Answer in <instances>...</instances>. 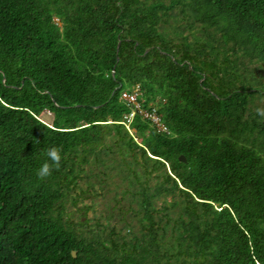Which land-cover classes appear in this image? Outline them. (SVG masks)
<instances>
[{
	"label": "trees",
	"instance_id": "obj_1",
	"mask_svg": "<svg viewBox=\"0 0 264 264\" xmlns=\"http://www.w3.org/2000/svg\"><path fill=\"white\" fill-rule=\"evenodd\" d=\"M257 107L264 0H0V264H264ZM91 177L123 228L68 211Z\"/></svg>",
	"mask_w": 264,
	"mask_h": 264
},
{
	"label": "rangeland",
	"instance_id": "obj_2",
	"mask_svg": "<svg viewBox=\"0 0 264 264\" xmlns=\"http://www.w3.org/2000/svg\"><path fill=\"white\" fill-rule=\"evenodd\" d=\"M44 118L49 122L52 120L50 114H47ZM102 179H105L104 175H102ZM118 182V178H113L110 180L106 179L105 182L99 184V181L96 178H85L81 183V187L89 190V183H92V189L80 199L78 206H74V204L70 202L68 204V211L72 213L76 220H79L81 216L86 215V218H83L82 220L86 221L89 219L91 220L92 225L96 224L97 219L105 225L108 224L107 220L111 219L110 222L113 226H118L119 229L123 228L124 224H119L121 221L119 216L121 212L117 209V207H121L123 203L119 204L116 202L117 193H121V189L117 190L116 188ZM78 194H80V191L77 190L73 195L77 197ZM121 199L122 196H118V200L120 201Z\"/></svg>",
	"mask_w": 264,
	"mask_h": 264
},
{
	"label": "clouds",
	"instance_id": "obj_3",
	"mask_svg": "<svg viewBox=\"0 0 264 264\" xmlns=\"http://www.w3.org/2000/svg\"><path fill=\"white\" fill-rule=\"evenodd\" d=\"M256 114L260 117H264V107H257ZM45 154L47 156V160L41 165L36 173L38 178L42 180L51 175L53 166L59 168L62 159L61 149L57 147L48 148L45 151ZM48 161H51V163H49Z\"/></svg>",
	"mask_w": 264,
	"mask_h": 264
},
{
	"label": "built area",
	"instance_id": "obj_4",
	"mask_svg": "<svg viewBox=\"0 0 264 264\" xmlns=\"http://www.w3.org/2000/svg\"><path fill=\"white\" fill-rule=\"evenodd\" d=\"M123 97L126 100H128L130 103L135 104L137 109H139V110L141 109V105L138 102V97H139L138 91L134 94L125 93L123 95ZM134 116H135V112H133L129 117H127L128 121L131 122L132 119L134 118ZM146 116L152 117L153 121L158 125V127L160 128L161 131H168V128L162 123L161 118L155 112H153V114H146ZM128 128H129V126H128Z\"/></svg>",
	"mask_w": 264,
	"mask_h": 264
},
{
	"label": "water",
	"instance_id": "obj_5",
	"mask_svg": "<svg viewBox=\"0 0 264 264\" xmlns=\"http://www.w3.org/2000/svg\"><path fill=\"white\" fill-rule=\"evenodd\" d=\"M182 160H183V161H185V158H184V157H182ZM73 255H74V256H76V253H73Z\"/></svg>",
	"mask_w": 264,
	"mask_h": 264
}]
</instances>
